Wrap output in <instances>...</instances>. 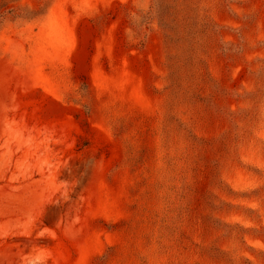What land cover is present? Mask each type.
<instances>
[{
	"label": "rangeland",
	"instance_id": "obj_1",
	"mask_svg": "<svg viewBox=\"0 0 264 264\" xmlns=\"http://www.w3.org/2000/svg\"><path fill=\"white\" fill-rule=\"evenodd\" d=\"M0 264H264V0H0Z\"/></svg>",
	"mask_w": 264,
	"mask_h": 264
},
{
	"label": "trees",
	"instance_id": "obj_2",
	"mask_svg": "<svg viewBox=\"0 0 264 264\" xmlns=\"http://www.w3.org/2000/svg\"><path fill=\"white\" fill-rule=\"evenodd\" d=\"M209 30V29H208Z\"/></svg>",
	"mask_w": 264,
	"mask_h": 264
}]
</instances>
